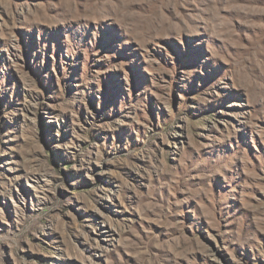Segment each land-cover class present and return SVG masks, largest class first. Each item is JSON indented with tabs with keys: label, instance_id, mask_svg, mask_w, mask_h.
I'll use <instances>...</instances> for the list:
<instances>
[{
	"label": "rangeland",
	"instance_id": "1",
	"mask_svg": "<svg viewBox=\"0 0 264 264\" xmlns=\"http://www.w3.org/2000/svg\"><path fill=\"white\" fill-rule=\"evenodd\" d=\"M0 264H264V0H0Z\"/></svg>",
	"mask_w": 264,
	"mask_h": 264
}]
</instances>
